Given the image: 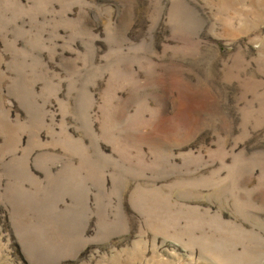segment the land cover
<instances>
[{
  "label": "rangeland",
  "instance_id": "1",
  "mask_svg": "<svg viewBox=\"0 0 264 264\" xmlns=\"http://www.w3.org/2000/svg\"><path fill=\"white\" fill-rule=\"evenodd\" d=\"M0 264H264V0H0Z\"/></svg>",
  "mask_w": 264,
  "mask_h": 264
}]
</instances>
